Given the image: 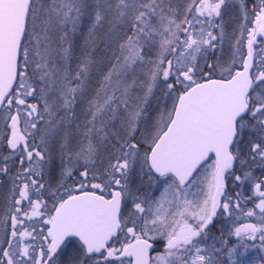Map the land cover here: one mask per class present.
I'll return each instance as SVG.
<instances>
[{
	"label": "snow or ice",
	"instance_id": "1",
	"mask_svg": "<svg viewBox=\"0 0 264 264\" xmlns=\"http://www.w3.org/2000/svg\"><path fill=\"white\" fill-rule=\"evenodd\" d=\"M0 264H264V0H0Z\"/></svg>",
	"mask_w": 264,
	"mask_h": 264
}]
</instances>
